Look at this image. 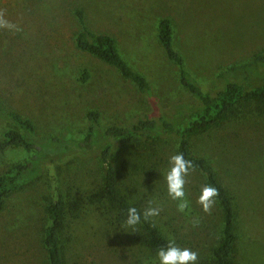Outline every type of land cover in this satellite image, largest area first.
Segmentation results:
<instances>
[{
  "label": "rangeland",
  "instance_id": "rangeland-1",
  "mask_svg": "<svg viewBox=\"0 0 264 264\" xmlns=\"http://www.w3.org/2000/svg\"><path fill=\"white\" fill-rule=\"evenodd\" d=\"M76 8L83 10L89 28L115 36L119 50L146 76L163 109L172 110L191 98L179 84L178 68L158 43L160 18L172 21L174 45L203 90L220 84L217 75L228 65L264 52V0H0L3 18L19 29L0 28V99L5 107L32 119L42 136H83L89 110H100L106 127L150 106L146 95L114 68L75 48L73 38L81 27ZM83 71L89 73L86 82L78 80ZM195 145L235 198L236 261L264 264V113L242 112L198 137ZM167 151L168 157L174 155L172 145ZM31 155L22 147L0 152V171ZM162 164L160 174L135 181L138 201L144 209L149 202L162 209L153 218L177 245L206 254L218 236L219 207L215 203L211 214L203 212L197 203L203 178L191 171L185 185L190 211L179 212L164 179L169 164ZM58 171L64 188L79 199L98 180L101 167L96 156L82 155L67 159ZM52 191L53 172L6 200L0 210V264H47L42 232ZM196 218L200 223L194 227ZM113 245L118 256L126 254L119 241ZM99 249L94 245L82 252L89 260L99 257ZM106 259L109 262L110 255Z\"/></svg>",
  "mask_w": 264,
  "mask_h": 264
},
{
  "label": "trees",
  "instance_id": "trees-1",
  "mask_svg": "<svg viewBox=\"0 0 264 264\" xmlns=\"http://www.w3.org/2000/svg\"><path fill=\"white\" fill-rule=\"evenodd\" d=\"M74 13L81 26L73 38L75 48L114 68L146 95L150 106L129 120L106 127L101 124L102 112L89 110L84 135L61 138L38 134L32 119L5 107L0 99V152L13 147L32 151L28 158L0 171V210L12 194L53 172V191L45 205L47 223L42 232L47 264H159L155 256L170 238L157 219H143L144 207L134 183L141 177L160 174L162 163L169 164L167 147L172 145L173 154L183 153L193 162L203 185L219 190L218 236L206 254L198 255L197 264H238L239 213L235 198L209 159L196 151L195 140L242 112L264 113V52L228 65L217 75L220 84L203 90L174 45L172 21L160 18L156 24L158 43L167 60L178 68L179 84L191 98L190 102L175 104L172 110L163 109L146 76L119 50L115 36L89 28L81 8ZM88 78V71H83L78 80L86 82ZM82 155L96 156L101 172L98 180L90 183L91 190L77 199L57 178L58 167ZM129 207L141 213V222L134 227L125 224ZM114 241L126 247V254L118 256ZM94 245L101 247L99 257L87 260L82 251ZM106 255H110L109 262Z\"/></svg>",
  "mask_w": 264,
  "mask_h": 264
},
{
  "label": "clouds",
  "instance_id": "clouds-1",
  "mask_svg": "<svg viewBox=\"0 0 264 264\" xmlns=\"http://www.w3.org/2000/svg\"><path fill=\"white\" fill-rule=\"evenodd\" d=\"M3 10H0V28L16 29L15 25L5 20ZM195 165L191 160L185 158L183 153H176L169 157V169L164 177L167 185L168 196L177 201V210L181 213L190 211L189 201L186 199L185 185L187 183L186 177L191 171L195 170ZM219 195V190L209 184L201 187L200 195L197 203L202 207L203 212L211 214V211L216 203V197ZM150 206L145 208L142 215L145 221L149 218L160 215L162 209L160 207ZM141 222V213L136 207H129L127 209V218L125 224L128 227H134ZM193 226H198L200 221L196 218L192 221ZM159 264H197L198 252L187 248L180 247L175 240L170 238L166 247H161L157 252Z\"/></svg>",
  "mask_w": 264,
  "mask_h": 264
}]
</instances>
